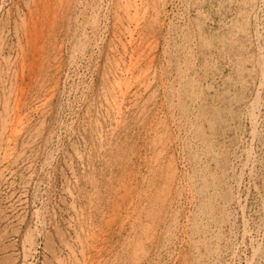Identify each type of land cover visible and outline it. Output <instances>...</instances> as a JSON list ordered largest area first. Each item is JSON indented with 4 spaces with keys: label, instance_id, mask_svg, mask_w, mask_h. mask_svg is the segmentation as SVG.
<instances>
[{
    "label": "rangeland",
    "instance_id": "1",
    "mask_svg": "<svg viewBox=\"0 0 264 264\" xmlns=\"http://www.w3.org/2000/svg\"><path fill=\"white\" fill-rule=\"evenodd\" d=\"M263 63L264 0H0V264H264Z\"/></svg>",
    "mask_w": 264,
    "mask_h": 264
},
{
    "label": "bare ground",
    "instance_id": "2",
    "mask_svg": "<svg viewBox=\"0 0 264 264\" xmlns=\"http://www.w3.org/2000/svg\"><path fill=\"white\" fill-rule=\"evenodd\" d=\"M136 11V10H135ZM150 12V11H149ZM33 14H36V13H33ZM32 14V12H31V15H33ZM252 14V13H251ZM133 15H135L134 13H133ZM38 16V15H37ZM31 17V16H30ZM184 17V16H183ZM32 18V17H31ZM61 19V18H60ZM144 19V18H143ZM32 20V24H33V26H34V29L35 28H37L38 26H36V24L38 23L35 19H31ZM30 20V21H31ZM142 20V19H141ZM61 21V20H60ZM41 22V21H40ZM151 22V21H150ZM132 23H133V21H132ZM146 26V25H145ZM43 27V26H42ZM27 28V26L25 27V29ZM32 28V27H31ZM39 28H40V26H39ZM197 28V27H196ZM29 29V28H28ZM43 28H41V30H42ZM47 29V28H46ZM153 29V28H152ZM31 30V29H30ZM26 31H28L29 32V34H27V35H25V42L27 43V45H31L35 50L36 49H38L37 48V43H38V39H40V38H38V37H35V36H32V34H31V32L29 31V30H26ZM33 31V30H32ZM44 31H45V28H44ZM151 31V30H150ZM198 31H200V30H198ZM36 32H37V30H36ZM39 32H41V31H39ZM43 32V31H42ZM194 32V31H193ZM24 33H26V32H24ZM44 33V32H43ZM154 33V32H153ZM31 34V35H30ZM158 34V33H157ZM34 35H35V33H34ZM147 35V34H146ZM150 35V34H149ZM188 35V34H187ZM48 36V35H47ZM132 36V35H131ZM43 37V36H42ZM132 38V37H131ZM143 38V37H142ZM159 38V37H158ZM157 39V38H156ZM156 39H154V40H156ZM170 39V38H169ZM147 40H148V38H147ZM151 40V39H150ZM25 42H24V44H25ZM42 42V41H41ZM51 42V41H50ZM151 42H152V40H151ZM150 42V43H151ZM156 42V41H155ZM147 43V42H146ZM38 44H40V43H38ZM152 44V43H151ZM41 45V44H40ZM143 45V44H142ZM147 45V44H146ZM146 45H145V47H146ZM153 45H155V44H153ZM153 45H149V47H147L148 48V50L149 51H153L154 50V47H153ZM156 46V45H155ZM39 47V46H38ZM167 47V46H166ZM40 49H42V48H40ZM39 49V50H40ZM169 49V48H168ZM43 50V49H42ZM41 50V51H42ZM140 50V49H139ZM36 51H38V50H36ZM144 51L146 52V50L144 49ZM155 51V50H154ZM143 52V51H142ZM150 52V53H151ZM29 53V52H28ZM39 54H40V52H38ZM145 54V53H144ZM38 55V54H37ZM36 55V56H37ZM195 55V54H194ZM34 56V55H33ZM32 57V56H31ZM59 57V56H58ZM136 58V57H135ZM144 58V57H143ZM34 59V58H33ZM140 59V58H139ZM145 59V58H144ZM37 60H39V59H37ZM154 60V59H153ZM263 61V60H262ZM25 62V61H24ZM36 63H37V61H36ZM40 63H42L41 61H40ZM25 64H26V62H25ZM31 64V63H30ZM43 64V63H42ZM42 64H41V66H42ZM137 63L136 62H133L132 61V63H131V67H135L136 68V65ZM196 64V63H195ZM264 64V63H263ZM38 65V64H37ZM51 65V64H50ZM142 65V64H141ZM148 65V64H147ZM188 65V64H187ZM207 65V64H206ZM26 65H24V67H25ZM30 66V65H29ZM33 66V65H32ZM34 66H35V64H34ZM39 66V65H38ZM37 66V67H38ZM31 67V66H30ZM43 67V66H42ZM29 68V67H28ZM31 68H33V67H31ZM30 68V69H31ZM39 68V67H38ZM42 69V68H41ZM260 69V68H259ZM32 70L33 69H31V70H27V71H29V74L28 75H26V77L25 78H23V79H26L27 81H29L31 84L32 83H34L35 81H37L38 79H37V74H36V71H33L32 72ZM25 70H24V68H23V72H24ZM39 71V70H38ZM129 71H130V67H129ZM128 71V72H129ZM43 72V71H42ZM45 72V71H44ZM25 73V72H24ZM23 73V74H24ZM39 73H40V71H39ZM49 73V72H48ZM51 73V72H50ZM188 73V72H187ZM261 73V72H260ZM256 74V73H255ZM41 74H39V76H40ZM45 76V75H44ZM24 77V76H23ZM47 77V76H46ZM43 78V77H42ZM48 79H49V77H48ZM45 80V79H44ZM50 80V79H49ZM181 81V80H180ZM45 82V81H44ZM24 83V82H23ZM41 83V82H40ZM47 83V82H46ZM180 83V82H179ZM35 84V83H34ZM21 85V84H20ZM125 85V84H124ZM124 85H123V88L121 87L120 88V93H121V100H118L117 101V99H116V102H115V108L117 109V110H119L120 108H121V102L123 101V99H124V97H126V92H128V91H130V90H128V88L127 87H124ZM46 86V85H45ZM48 86V85H47ZM55 86V85H54ZM119 86V85H118ZM126 86H127V84H126ZM29 87H30V84H29ZM44 87V86H43ZM42 87V88H43ZM128 87H130V86H128ZM25 89V88H24ZM24 89H22L21 91H20V99L17 101L18 103H17V105H18V107L20 106V108H18L19 110L21 109V111H22V109H25L26 107H30V106H28V104H30V103H28V100H29V98H28V93H26V92H29V88L27 89L28 91H26V90H24ZM39 89V88H38ZM49 89V88H48ZM42 90V89H41ZM52 90V89H51ZM39 91V90H38ZM174 91V90H173ZM48 92H50V90H48ZM39 93V92H38ZM41 93V92H40ZM51 93V92H50ZM201 93V92H200ZM4 96V95H3ZM128 96V95H127ZM43 99H41L40 97H39V99L37 100V102L39 101V102H42V101H44V99L47 101V98H48V93L47 92H45V90H44V93H42V96H41ZM51 97V96H50ZM38 98V97H37ZM52 98V97H51ZM35 99V98H34ZM50 99V98H49ZM259 100V99H258ZM9 101V100H8ZM20 101H22L21 102V104H20ZM45 101V102H46ZM15 102V101H14ZM36 102V101H35ZM34 102V103H35ZM194 102V101H193ZM43 103V102H42ZM254 103H255V101H254ZM257 103V102H256ZM20 104V105H19ZM46 104V103H45ZM5 105V104H4ZM15 105V104H14ZM41 105V104H40ZM259 107V106H258ZM16 108V107H15ZM42 108V107H41ZM29 109V108H28ZM184 109V108H183ZM258 109V108H257ZM256 110V109H255ZM187 111V110H186ZM19 112V111H18ZM253 112V111H252ZM22 113H23V111H22ZM186 113V112H185ZM218 113H219V111H218ZM254 113V112H253ZM194 114V113H193ZM255 114V113H254ZM232 115V114H231ZM24 118V117H23ZM18 120V119H17ZM206 121V120H205ZM254 121V120H253ZM11 122V121H10ZM13 122V121H12ZM17 122V121H16ZM19 122V121H18ZM22 122V121H21ZM21 124V123H20ZM197 124V123H196ZM22 125V124H21ZM3 126V125H2ZM5 126V125H4ZM185 128V127H184ZM189 130V129H188ZM192 130V129H191ZM199 132V131H198ZM190 133V132H189ZM167 134V133H166ZM201 135V134H200ZM158 136V135H157ZM186 139V138H185ZM155 144V143H154ZM185 146V145H184ZM210 146V145H209ZM207 149V148H206ZM186 150V149H185ZM199 155V154H198ZM174 161V160H173ZM193 161V160H192ZM203 164V163H202ZM200 165V164H199ZM193 171V170H192ZM198 171V170H197ZM178 172V171H177ZM201 172V171H200ZM197 173V172H196ZM198 175V174H197ZM174 176V175H173ZM206 176V175H205ZM216 177V176H215ZM172 178H174V177H172ZM198 179V178H197ZM184 183V182H183ZM170 185V184H169ZM186 185V184H185ZM188 185V184H187ZM227 188V187H226ZM177 189V188H176ZM187 190V189H186ZM214 190V189H213ZM170 191V190H169ZM188 191V190H187ZM219 192V191H218ZM161 193V192H160ZM198 193V192H197ZM202 194V193H201ZM167 196H169V195H167ZM215 196V195H214ZM92 204H93V202H92ZM99 205V204H98ZM158 206V205H157ZM98 208V207H97ZM160 208V207H159ZM104 210V209H103ZM131 210V209H130ZM129 210V211H130ZM150 210V209H149ZM160 211V210H159ZM166 213V212H165ZM210 214V213H209ZM104 215V214H103ZM154 215H156L155 213H154ZM153 215V216H154ZM192 215V214H191ZM227 215V214H226ZM106 216V215H105ZM118 216V215H117ZM196 216V215H195ZM102 218H104L103 216H102ZM109 218V217H108ZM111 218V217H110ZM88 219V218H87ZM107 219V218H106ZM187 219V218H186ZM92 220V219H91ZM90 220V221H91ZM107 221V220H106ZM106 221L104 220L103 222H105L106 223ZM110 221V220H109ZM108 221V222H109ZM112 221H114V220H112ZM92 222V221H91ZM101 222V221H100ZM103 222H102V224H103ZM93 223V222H92ZM98 223V222H97ZM110 223V222H109ZM193 223V222H192ZM87 224V223H86ZM107 224V223H106ZM163 224V223H162ZM197 224V223H196ZM90 225V224H89ZM101 225V224H100ZM205 225V224H204ZM211 225V224H210ZM103 226V225H102ZM90 228H89V232H90V237H89V242H88V250H89V256H90V258H89V256H87V258H89V261H88V263H90V264H93L95 261H96V259H98V263H101V262H99V258L101 257V255H102V253L104 252V247H105V243H107L106 242V233L108 234V232H104V230L100 227V226H97V224H91V226H89ZM151 227H153V226H151ZM157 227V226H156ZM108 229H109V227H108ZM145 230V229H144ZM106 231V230H105ZM108 231V230H107ZM151 231V230H150ZM110 233V232H109ZM110 236V235H109ZM108 238V237H107ZM88 241V240H87ZM149 242V241H148ZM109 244V243H108ZM86 245H87V243H86ZM107 245V244H106ZM88 250L86 251V252H88ZM107 251V250H106ZM257 252H258V250H257ZM260 253V252H259ZM107 254V253H106ZM235 256V255H234ZM102 258V257H101ZM100 258V259H101ZM139 260V259H138ZM101 261V260H100ZM87 263V264H88ZM96 264V263H95ZM137 264V263H136Z\"/></svg>",
    "mask_w": 264,
    "mask_h": 264
}]
</instances>
